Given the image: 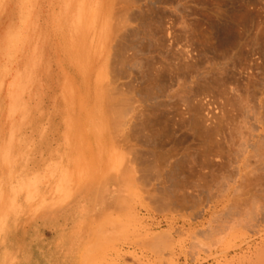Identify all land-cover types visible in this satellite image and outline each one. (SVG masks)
Here are the masks:
<instances>
[{
	"label": "rangeland",
	"instance_id": "374dc122",
	"mask_svg": "<svg viewBox=\"0 0 264 264\" xmlns=\"http://www.w3.org/2000/svg\"><path fill=\"white\" fill-rule=\"evenodd\" d=\"M9 159L0 264H264V0H0Z\"/></svg>",
	"mask_w": 264,
	"mask_h": 264
},
{
	"label": "crops",
	"instance_id": "0c3cea01",
	"mask_svg": "<svg viewBox=\"0 0 264 264\" xmlns=\"http://www.w3.org/2000/svg\"><path fill=\"white\" fill-rule=\"evenodd\" d=\"M11 160L9 163L0 162V168L5 167V173L0 174V249H3L5 254L8 251L7 248L11 246L9 245V235H12L14 230L23 231L27 229L29 215L27 192H24L23 188H21L20 191L17 189L15 191L13 190L12 184L15 180L13 175L9 174L11 172ZM25 182V178L20 177L17 179V183H19L21 187ZM46 209L40 210V212L43 214L49 211H61ZM6 255L1 257L4 263H6V258L3 259V257H6Z\"/></svg>",
	"mask_w": 264,
	"mask_h": 264
},
{
	"label": "bare ground",
	"instance_id": "6f19581e",
	"mask_svg": "<svg viewBox=\"0 0 264 264\" xmlns=\"http://www.w3.org/2000/svg\"><path fill=\"white\" fill-rule=\"evenodd\" d=\"M75 1H76V0H75ZM79 1H80V0H79ZM84 1H85V0H84ZM94 2H95V1H94ZM75 3H76V2H75ZM75 3H74V4H75ZM81 4H82V3H81ZM81 4H80V5H81ZM93 5L95 6L94 3H93ZM75 6H76V5H75ZM94 6H93V7H94ZM72 7H73V6H72ZM78 8H79V7H78ZM73 9H74V8H73ZM80 9H81V8H80ZM76 11H78V10L76 9ZM79 12H80V11H78V14H80ZM91 13H92V12H91ZM106 13H107V12H106ZM76 14H77V13H76ZM76 16H77V15H76ZM80 16H81V15H80ZM91 16H93V15H91ZM78 17H79V16H78ZM78 17H76V18H78ZM76 23H77V22H76ZM82 25H83V24H82ZM79 27H80V26H79ZM77 29H78V27H77ZM75 32H76V31H75ZM128 101H130V99H128ZM126 102H127V101H126ZM195 124H197V123H195ZM198 129H199V128H198ZM199 135H201V134H199Z\"/></svg>",
	"mask_w": 264,
	"mask_h": 264
}]
</instances>
